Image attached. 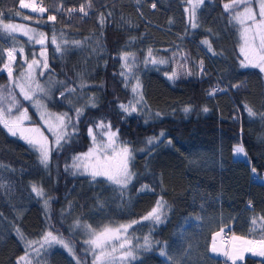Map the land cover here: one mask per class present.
Instances as JSON below:
<instances>
[{
	"label": "trees",
	"instance_id": "trees-1",
	"mask_svg": "<svg viewBox=\"0 0 264 264\" xmlns=\"http://www.w3.org/2000/svg\"><path fill=\"white\" fill-rule=\"evenodd\" d=\"M25 2L48 11L32 12L30 8H20L19 0H0V12L4 23L46 34L50 72L41 82L51 76L54 81L69 82L75 87L80 83L78 74L84 73L89 85L83 93L78 89L65 99L60 97L62 86L56 84L51 98L42 99L47 110L73 115L72 109L85 105L87 97L93 95L97 107L85 108L74 140L62 151L52 153L48 169L40 164L32 147L0 126V165L4 166L0 167V183L6 185L0 188V264H17L26 252L32 264H76V258L59 245L46 247L37 256L18 238L17 227L32 241H39L45 231L53 230L70 243L77 258L91 264L92 256L84 252L87 236L80 229L70 230L77 218L97 229L127 224L146 215L161 195L169 206L161 242H167L174 261L232 264L213 256L210 250L213 235L221 229L254 242L264 239V228L259 223L255 228L251 225L253 217L264 215V121L259 116L264 113V73L258 68L240 67V26L230 22V13L223 7L231 0H205L197 10L200 27L196 29L189 24L186 0H91L93 7L88 16L67 11L81 4L87 6V0ZM60 7L63 11L57 13L55 9ZM101 13L105 15L103 25ZM49 15H55L56 20L49 21ZM61 33L69 41L90 39L83 48L71 47L61 55L51 44L52 35L59 39ZM204 39L210 41L215 55L201 43ZM97 44L102 48L94 52ZM10 48L18 52L14 70L17 76L26 67L19 49L23 48L25 57L31 60L41 46L14 33L9 37L0 30V68L8 61ZM149 49L155 59L166 62L142 63ZM122 50L134 52L140 62L138 74L147 101L144 111L131 115L118 107L132 99L130 88L124 87L118 75ZM200 61L204 72L200 71ZM173 71L177 73L174 81L168 78ZM233 84L240 87L233 88ZM0 85H8L3 71ZM217 86L228 90L208 95ZM15 91L32 123L42 128L29 109V101L20 96L18 89ZM245 104L258 115L249 117ZM186 106H191L188 113L183 111ZM204 107L209 111L204 112ZM156 112L161 117H155ZM100 120L110 122L113 130L119 129L118 144L130 142L137 149L132 163L137 178L123 200L115 186L102 178L92 182L88 175L65 171L73 155L87 152L92 146L88 127ZM161 131L165 133L163 143L151 152L140 151L150 147L146 144L148 137L158 136ZM169 138L171 145L167 144ZM237 145L244 147L246 158L234 157ZM253 177L257 180L253 181ZM33 183L43 188L44 198L31 191ZM143 184L153 186L155 191L138 193ZM47 198H51V207L46 213ZM98 199L104 207L98 206ZM61 210H65L63 215ZM158 246L143 251L131 264H172L159 255ZM241 264H264V260L248 256Z\"/></svg>",
	"mask_w": 264,
	"mask_h": 264
},
{
	"label": "snow or ice",
	"instance_id": "snow-or-ice-1",
	"mask_svg": "<svg viewBox=\"0 0 264 264\" xmlns=\"http://www.w3.org/2000/svg\"><path fill=\"white\" fill-rule=\"evenodd\" d=\"M140 0H137L139 3ZM189 7L185 8V12L188 13V21L191 28L196 29L200 27L197 10L201 5L205 3V0H186ZM20 8H30L32 12L44 13L48 11L45 7H38L35 3H26L25 0H19ZM241 5L243 7L241 8ZM152 8L156 7L153 3ZM93 7L91 0H87V6L81 4L77 8H71L67 11L69 14L79 11L84 16L89 15V10ZM224 11L230 13V22H234L240 26V40L239 51L243 59L240 61L241 68H258L261 73H264V0H231L230 3H224ZM57 13L63 11V8H56ZM19 15V13H17ZM112 13L109 12L108 16ZM3 13L0 12V30L7 34L9 37L13 33L22 32L24 36L28 37V41L41 46L39 53V59L36 54L33 53L32 59L28 60L23 56L24 49L20 48L19 52L24 60L26 67L14 77L13 64L16 62L15 48L7 50L8 61L3 63V67L0 71H6L8 76V85H0V126H2L13 137H19L24 140L30 147L38 153V159L40 164L48 169L50 167L52 153L62 151L65 146L72 143L76 133L79 131L78 124L80 117L84 114L85 108L97 107V98L93 96L87 97V103L81 107H75L72 109L73 115L69 113H50L47 111L46 105L41 103L42 98H51L52 89L56 84H60L62 89L60 91V97L68 99L77 93L78 89L81 93L89 85L85 80L84 73L78 74V83L75 87L69 85V82L54 81L51 76L45 79L42 83L39 77H45L46 72H50V66L47 59V36L43 32H37L34 28L25 27L22 25H16L11 23H4ZM28 19L29 17H24ZM100 23L103 25L105 22L104 13L100 14ZM49 21H55V15L48 16ZM209 31H211L209 29ZM90 38L86 37L84 41L73 40L69 41L61 33L59 39L53 34L51 37V44L55 46V52L64 55L69 51L71 47L83 48ZM135 40L136 38H131ZM202 44L207 46L209 52L213 55L216 53L213 51L212 45L208 39L201 41ZM102 48V45L97 44L92 50L94 52ZM2 58V54H0ZM119 60L121 61V71L118 75L122 78V83L125 88H130L132 93V99L127 103H119L118 107L123 113L131 115L132 113L142 112L147 108V101L144 99L142 91V83L138 74L139 61L136 54L131 51H121L119 53ZM165 60H157L153 57L152 49L148 50L147 57L142 63H165ZM199 68L201 72H204L203 61L199 62ZM37 70L38 76H37ZM191 75V72L188 73ZM169 79L177 78V73L173 71ZM134 81V83H133ZM233 88L240 87L239 84L231 85ZM16 89L19 90V94L24 100L33 103V106L40 111L41 120L44 121V125L47 130L52 133L53 139L49 141V138L44 135L40 127H26L24 125L25 120H29L27 109L22 108L20 101L16 96ZM227 88H220L219 86L212 88L208 95L213 96L217 92H226ZM82 98V97H81ZM71 103V101H69ZM244 108L249 117H256L258 113L254 109L245 104ZM43 109V111H41ZM183 111L188 113L191 111V106L184 107ZM204 112H208L207 107L203 108ZM15 113V114H14ZM154 116L161 117L160 112L154 113ZM260 119L264 121V113L259 114ZM147 123V121H145ZM94 129H102L103 136L107 137V140H97V134ZM88 135L92 139V146L89 147L87 152L78 153L71 157V163L65 164V171H71L72 175H88L92 182H99L98 178H102V181L115 186L118 191L121 200L124 199L129 186L133 183V180L137 178V174L132 170V163L135 159V149L130 142L121 141L119 144V129L113 130L111 123H105L100 120L93 126L88 127ZM165 133L161 131L158 136L148 137L146 144L150 147L140 149V151L151 152L155 147H158L164 140ZM167 144L171 145L172 140L167 139ZM234 153L238 155H244L246 158V152L242 145H237L234 148ZM0 167H4L0 165ZM253 174H256V169L252 168ZM6 185L0 183V188H5ZM31 191L36 194L37 197L44 198L45 192L42 187L36 184L31 185ZM155 188L148 184H143L137 189L138 193L141 192H154ZM50 199H44V207L46 213L50 211ZM98 206L104 207V203L99 201ZM249 207H251V201H249ZM71 208V205H69ZM65 210H61V214H64ZM169 206L167 201L161 195L157 198L155 205L147 212L146 215L140 218V220H132L127 224H121L116 227L104 225L101 228H93L88 223L81 222L79 218L74 221L70 226V230L74 231L80 229L86 236L84 240V252L92 256L91 264H131L132 261L139 258L141 251H152L155 245H160L159 255L166 257L172 264H182L173 260L172 255L168 252L167 242L154 241L151 231L149 234L143 237V243H134V238H130L129 229L134 225L142 222H150L153 226L163 224L168 218ZM260 224L264 228V215L259 217H253L251 219V225L253 228ZM17 236L20 240L27 244L28 248H31L37 256L41 255V249H45V246L51 248L54 245H60L66 249L69 254L76 258V264H87L86 261H81L76 257L74 248L70 243L66 242L61 234H54L53 230L45 231L39 241L28 240L24 233L17 227L15 229ZM223 231V229H221ZM220 233H216L213 236V243L211 246L212 253H221V249L216 246L215 237ZM233 241H240L242 244L247 245L245 249L237 250L236 245L233 244V251L230 253L227 250L222 252V255L232 261V264H236V261L243 259L241 251L252 252L254 255L264 257V239L259 242L246 240L240 237L233 236ZM258 243L259 251L253 246ZM39 244L38 248L33 245ZM46 250V249H45ZM32 264L29 259V253L26 252L24 256H21L17 260V264ZM39 264V262H37Z\"/></svg>",
	"mask_w": 264,
	"mask_h": 264
},
{
	"label": "rangeland",
	"instance_id": "rangeland-1",
	"mask_svg": "<svg viewBox=\"0 0 264 264\" xmlns=\"http://www.w3.org/2000/svg\"><path fill=\"white\" fill-rule=\"evenodd\" d=\"M241 7H243V5H241ZM12 24H14V23H12ZM16 25H18V24H16ZM22 26H24V25H22ZM25 27H26V26H25ZM14 34H16V35H18V36H21V37H24V38H27V39H28V37H27V36H24V35L22 34V32H16V33H14ZM36 45H37V44H36ZM40 51H41V48H40V50H38V51L35 53L37 59L40 58V57H39V53H40ZM19 53H20V52H19ZM17 54H18V52L15 53V55H16V62H17ZM20 55H21V53H20ZM23 56L25 57L24 53H23ZM21 57H22V56H21ZM47 59H48V53H47ZM7 60H8V55H7ZM16 62H15V64H13V74H14V70H15ZM22 62H24L23 59H22ZM139 66H140V63H139ZM145 66H146V65H145ZM3 72H5V73L7 74L6 71H3ZM38 72H39V70H37V76H38ZM138 73H139V72H138ZM17 76H18V75H17ZM14 77H15V74H14ZM38 78H39L40 80L43 79V77H39V76H38ZM175 79H176V78H175ZM175 79H171V80L174 81ZM20 96H21V95H20ZM42 99H43V98H42ZM42 99H41V103H43ZM29 109H31V110L34 112V114H35V116L37 117V119H38L40 125L42 126L41 131H43L44 135L47 136V137L49 138V141H52V139H53L52 133L49 132V131L47 130L46 126L44 125V121L41 120L40 111H38L37 108L34 107V106H33V103L30 102V101H29ZM41 111H43V109H42ZM47 111H48V110H47ZM48 112H50V111H48ZM27 113H28V112H27ZM50 113H52V112H50ZM14 114H15V113H14ZM28 116L30 117L29 113H28ZM24 125H25L26 127H39V126H36V125H34V124L32 123L31 118H30L29 120H25V121H24ZM102 133H103V131H101L100 129H98V131H96V134H97V140H98V141H100V140H105V141H106V140H107V137L103 136ZM17 137H18V136H17ZM21 140H22V139H21ZM23 141H24V140H23ZM24 142H25V141H24ZM32 149H33V148H32ZM234 157H235L236 159H244V155H238V154H235V153H234ZM252 180H253V178H252ZM256 180H257V179H256ZM256 180H253V181H256ZM162 226H163V224H160V225H157V226H153L150 222H142V223H140V224L134 225L133 228L129 229V236H130V238H131L132 233H133V236H134V237H133V238H134V243L137 242V238H138V242L142 244V243H143V237H144L145 235L149 234V232L151 231V234H152V237H153L154 241H160V242H161V238H162V234H161ZM217 233H218V232H217ZM219 233H220V234H219L218 236L215 237V243H216V246H217L218 248L221 249V253H212V252H211V253H212L213 256H215V257H217V258H219V259H221V260H223V261H226L227 263H232V261H231L230 259H228V258L225 257L224 255H222V252H223L224 250H227V251H229V252L231 253V252L233 251V244L236 245L237 250L245 249L246 247H248L247 245L242 244L240 241H233V239H232L233 236H235V237H240V238H243V239H246V240H250V239L247 238V237H245V236H241V235H238V234L233 233V235H231V241H230V244H229V246H228V245L223 244V242H222V236L224 235L225 230L220 231ZM214 235H215V234H214ZM214 235H213V236H214ZM251 241H252V240H251ZM212 243H213V238H212ZM212 243H211V246H212ZM59 246H60V245H59ZM253 246L256 248L257 251H259L258 243L255 244V245H253ZM33 247L38 248V247H39V244H38V246H33ZM46 247H47V246H45V248H46ZM61 247H62V246H61ZM158 247L160 248V246H158ZM41 250H42V249H41ZM142 252H143V251L140 252L139 256H142ZM34 253H35V252H34ZM34 253H33V254H34ZM241 255H242L243 259H239V260H237V261H236V264H241V263H243V262L245 261L246 257H248V256H251V257H254V258H257V259H260V260H264V257H261V256H259V255H254L252 252H248V251H241ZM91 259H92V257H91Z\"/></svg>",
	"mask_w": 264,
	"mask_h": 264
},
{
	"label": "built area",
	"instance_id": "built-area-1",
	"mask_svg": "<svg viewBox=\"0 0 264 264\" xmlns=\"http://www.w3.org/2000/svg\"><path fill=\"white\" fill-rule=\"evenodd\" d=\"M257 178L256 177H253V180H256ZM229 238H230V235L228 233H226L224 236H223V242L224 243H228L229 242Z\"/></svg>",
	"mask_w": 264,
	"mask_h": 264
}]
</instances>
